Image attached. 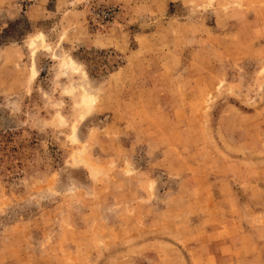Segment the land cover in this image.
<instances>
[{
  "label": "rangeland",
  "instance_id": "1",
  "mask_svg": "<svg viewBox=\"0 0 264 264\" xmlns=\"http://www.w3.org/2000/svg\"><path fill=\"white\" fill-rule=\"evenodd\" d=\"M0 264H264V0H0Z\"/></svg>",
  "mask_w": 264,
  "mask_h": 264
},
{
  "label": "built area",
  "instance_id": "2",
  "mask_svg": "<svg viewBox=\"0 0 264 264\" xmlns=\"http://www.w3.org/2000/svg\"><path fill=\"white\" fill-rule=\"evenodd\" d=\"M101 11H102V13H101L102 17L101 18L103 19L104 22H108L109 20H111L113 15L115 14V13H111L112 9L103 8Z\"/></svg>",
  "mask_w": 264,
  "mask_h": 264
}]
</instances>
